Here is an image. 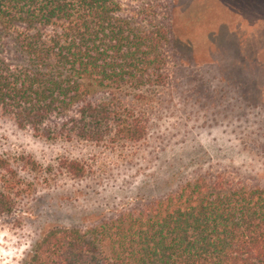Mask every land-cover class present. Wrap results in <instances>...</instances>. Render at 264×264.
<instances>
[{
	"label": "trees",
	"instance_id": "1",
	"mask_svg": "<svg viewBox=\"0 0 264 264\" xmlns=\"http://www.w3.org/2000/svg\"><path fill=\"white\" fill-rule=\"evenodd\" d=\"M153 17H127L117 0H0V111L48 140L145 141V106L170 80L171 21ZM23 162L34 180L42 173ZM32 183L0 156V224L25 213ZM175 189L91 227L50 226L23 264H264V189L203 178Z\"/></svg>",
	"mask_w": 264,
	"mask_h": 264
},
{
	"label": "rangeland",
	"instance_id": "2",
	"mask_svg": "<svg viewBox=\"0 0 264 264\" xmlns=\"http://www.w3.org/2000/svg\"><path fill=\"white\" fill-rule=\"evenodd\" d=\"M172 26L168 86L145 106L148 136L110 148L48 140L0 111V156L33 191L0 224V264H23L53 225L91 227L140 212L197 178L264 189V0H117ZM42 167L35 178L23 160ZM63 160L82 163L73 178Z\"/></svg>",
	"mask_w": 264,
	"mask_h": 264
}]
</instances>
